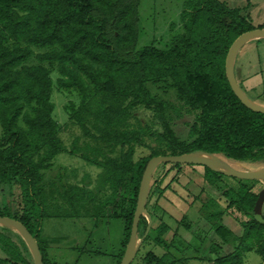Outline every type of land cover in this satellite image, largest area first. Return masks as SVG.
Wrapping results in <instances>:
<instances>
[{"label": "trees", "instance_id": "obj_1", "mask_svg": "<svg viewBox=\"0 0 264 264\" xmlns=\"http://www.w3.org/2000/svg\"><path fill=\"white\" fill-rule=\"evenodd\" d=\"M140 4L141 0H0V185H19L23 201L20 214L11 205L5 206L0 216L25 225L38 241L44 264L46 251L40 234L48 213L44 210L43 170L52 167L53 159L64 149L54 118V64L59 72L58 86L81 98L78 105L71 101L65 110L86 133L91 128L85 111L92 102L100 103L97 119L109 121L127 117L128 111L137 106L152 108L164 128L161 137L169 154L157 152L134 161L137 132L123 127L101 129L92 136L102 142L95 146L97 153L82 156L103 168L114 194L132 204L128 212L119 213L121 203L117 199L106 202L105 209L117 211L115 216L125 222L118 264L130 239L140 183L152 157L206 153L239 163L264 161V113L244 105L226 75V57L233 42L242 33L258 28L250 15L222 0H185L181 31L170 44L166 48H138ZM30 59L37 62L30 64ZM186 114L194 118L188 124L187 138L181 139L174 123ZM105 146L127 149L120 157L102 161L99 155ZM161 164L177 170L182 166ZM205 170L212 179L224 175ZM165 177H157L149 187L147 206L158 207L159 200L171 189L170 183L163 185ZM233 178L239 181V187L224 192L229 200L225 209H209L203 219L207 225L198 226L201 240L199 246H191L194 256L185 255L190 252L186 248L179 249L185 243L179 235L175 234L170 244L162 238L170 229L162 221L157 228L158 242L166 251L161 255L148 251L144 262L177 264L193 257L210 264H243L244 254L255 251L264 264V215L255 212L260 193L243 182L251 180ZM63 186V199L77 213L76 187ZM216 203V199L210 201L211 205ZM234 207L248 217L240 221V235L222 222ZM103 216L111 214L104 212ZM144 220L142 216L139 229ZM185 226L189 229L191 224ZM0 241L16 259L31 264L2 232ZM230 243L235 249L226 253L224 246ZM180 252L184 256L176 255ZM214 254L219 256L215 258Z\"/></svg>", "mask_w": 264, "mask_h": 264}, {"label": "rangeland", "instance_id": "obj_2", "mask_svg": "<svg viewBox=\"0 0 264 264\" xmlns=\"http://www.w3.org/2000/svg\"><path fill=\"white\" fill-rule=\"evenodd\" d=\"M184 2L185 0H141L138 48L147 45L166 48L177 32L181 31V12ZM257 27L264 29L263 24ZM261 49H263L261 52L264 53V48ZM36 51L39 52L38 49ZM253 59V55L247 54L244 64H249ZM36 62L35 59H30L28 63L34 64ZM51 76L54 80L52 99L56 106L54 118L58 122V136L64 149L53 159L52 167L43 170L42 184L44 185L46 201L44 210L48 216H45L43 220L40 240L46 251L47 264H118L123 250L125 222L115 215L118 212H128L132 204L114 194L112 184L107 179L103 168L85 161L82 156L85 153H97L95 146L102 142L100 143L101 140L96 138L93 139L92 136H97L102 130L123 127L137 132V141L134 144V161L157 152L169 154L167 143L161 137L164 130L162 122L154 109L145 106H137L129 110L127 117L119 116L110 121L102 120L104 118L97 119L100 115V103L92 102L85 111L86 121L91 128L90 133H86L83 128L69 119L65 110V106L69 105L71 101L77 105L80 103L79 94L72 91L68 92L58 86L59 72L56 64L51 66ZM155 91L163 92L161 89ZM247 92L255 99L254 102L264 106V91L261 90V87H255L253 90H247ZM170 98L175 99L173 91L170 93ZM193 118V116L186 114L182 119L175 121L174 129L181 139L187 138L188 124L193 121ZM126 149V147L105 146L99 155V160L104 161L107 158L120 157ZM220 158L228 163L231 169L264 170V161L239 163ZM207 168V166L197 164H182L178 170L170 168L168 164L160 163L157 166L150 186L157 177L165 175L166 179L163 185L167 186L170 183L171 189H167L165 196L159 200L158 207L152 206V204L147 206L146 204L145 220L141 229L138 230L136 245V247L139 246L138 252L132 264L134 262L146 264L143 259L148 251L159 255L166 251V247L158 242L160 234L157 228L162 221L170 225L169 231L162 238L170 244L172 238L179 235L180 240L185 242L182 245L179 244L181 245L179 249L186 248L190 252L185 253V255L194 256L195 252L191 246L200 245L199 239L201 240V237L199 235L201 233H199L198 226L207 225L203 219L209 209L216 210L221 207L225 209L224 206L228 204L229 200L224 192L229 188L237 190L239 187V181L231 176L223 175L212 179L206 174L205 169ZM243 182L252 184L254 190L259 193L264 190V180ZM63 184H73L76 187L75 196L79 206L77 213L70 210L60 193L65 189ZM114 199L121 203L118 206V212H113V209L109 208L105 209L106 202ZM215 199L217 203L224 205L220 204V206L217 203L211 205L210 201ZM11 205L16 212L21 213L23 206L21 189L19 185L2 184L0 185V211H3L5 206ZM208 206L210 208H207ZM101 209L103 212H100ZM104 212L111 214V216H103ZM261 214L264 215V202L261 207ZM241 220H248V217L234 207L228 210L222 222L236 235H240L242 233ZM186 223L191 224L189 229H186ZM148 227L150 229L147 233ZM0 232L12 240L20 254L29 263H34L31 248L15 227L0 224ZM149 234V239H146ZM217 239L219 238L217 237ZM209 244L205 246L209 247ZM225 246L224 251L226 253L235 249L233 243ZM203 253L206 254V251L204 250ZM176 255L184 256L182 252ZM214 255L215 258L219 256L218 254ZM243 258V264H262L261 256L255 251L246 252ZM13 260L17 261L18 264H26L16 259L10 249L0 241V264H16ZM177 264L210 263L191 257L185 263Z\"/></svg>", "mask_w": 264, "mask_h": 264}, {"label": "water", "instance_id": "obj_3", "mask_svg": "<svg viewBox=\"0 0 264 264\" xmlns=\"http://www.w3.org/2000/svg\"><path fill=\"white\" fill-rule=\"evenodd\" d=\"M264 38V29L256 28L253 30L246 31L242 33L231 45L227 57H226V75L230 86L236 96L241 100V102L246 105L248 108L264 113V106L257 104L251 98H249L246 93L243 91L239 85L235 73H234V62L239 50L248 42L254 39ZM206 153L197 154H179V155H157L152 157L144 170L142 180L140 183L137 206L134 214L133 224L130 239L126 246L125 253L119 264H132L133 260L136 257L138 252L137 240H138V230L139 223L142 216L146 214V204H147V195L149 192L150 183L152 177L155 173L157 166L162 162L169 163H180V164H197L207 166L211 170L220 172L226 176L236 177L246 180H264V170L260 171H244L237 169H223L214 166L211 161L205 157ZM211 155V154H209ZM216 156V155H215ZM219 157V156H217ZM220 158V157H219ZM221 159V158H220ZM222 160V159H221ZM225 162V161H224ZM264 202V190L260 192L258 201L255 206V212L261 214V207ZM0 224L7 225L10 227H15L22 235L25 242L31 248L34 258V264H44L43 255L39 247L38 241L32 235V233L25 227L20 221L7 217L0 216ZM150 227H148L147 233ZM146 233V234H147Z\"/></svg>", "mask_w": 264, "mask_h": 264}, {"label": "crops", "instance_id": "obj_4", "mask_svg": "<svg viewBox=\"0 0 264 264\" xmlns=\"http://www.w3.org/2000/svg\"><path fill=\"white\" fill-rule=\"evenodd\" d=\"M230 7L242 8L244 14H249L254 26L264 25V0H222ZM231 3V4H230ZM259 11V12H257ZM257 13H259L257 15ZM258 24V25H255ZM264 38L248 41L238 52L234 62V73L236 79L246 93V95L255 100L247 90H253L255 87H261L264 91ZM253 55L254 59L249 64H244L245 56ZM226 248V246H224Z\"/></svg>", "mask_w": 264, "mask_h": 264}, {"label": "bare ground", "instance_id": "obj_5", "mask_svg": "<svg viewBox=\"0 0 264 264\" xmlns=\"http://www.w3.org/2000/svg\"><path fill=\"white\" fill-rule=\"evenodd\" d=\"M205 157H207L211 161V163L218 168L230 169L228 163L224 162L223 160H221L216 156L206 154Z\"/></svg>", "mask_w": 264, "mask_h": 264}]
</instances>
